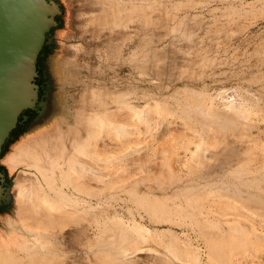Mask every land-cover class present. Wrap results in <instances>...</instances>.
I'll list each match as a JSON object with an SVG mask.
<instances>
[{"label":"rangeland","instance_id":"1","mask_svg":"<svg viewBox=\"0 0 264 264\" xmlns=\"http://www.w3.org/2000/svg\"><path fill=\"white\" fill-rule=\"evenodd\" d=\"M116 1L126 9L117 15L118 21H121L118 24L122 26H114L111 28L112 31L109 28L103 29L104 24L89 21L90 16L86 14L79 15L80 10L85 12V9L90 8L89 2L87 4L81 3V0H68L69 4L66 5L70 15L68 23L73 28V33L70 39L66 40L67 52L62 56V63L59 61L61 84L58 93L56 92L57 96L53 97L48 88L56 87L57 82L47 80L45 76L39 78L41 84L39 98L42 99L43 107L34 121L28 123L19 121L14 126L5 144L6 152L8 150L10 152L22 138L12 152L19 146L28 148L33 136H25L30 133L39 132V137L57 135L59 118L67 113L66 116L70 119L78 110L84 84L89 82L95 86L94 92L97 96H107L114 102L113 98L118 96L123 98L129 94L135 104L139 103L140 107L150 112L149 117L145 119L147 127L145 123L137 120L131 119L127 122L128 127L136 126L138 130L136 133L129 130L126 137L138 145L152 141L153 146L158 143L168 145L169 148L173 146L176 157L171 166L181 175L187 174L191 167L199 165L201 151L206 146L214 145L216 140L212 123L221 120L216 112L220 113L229 107L237 111L244 129L260 143L259 146L264 147V0H191V2L164 0L165 9L172 12V16L164 17L161 24L158 21L164 7L157 5L154 0H143L140 3L145 6L152 4L144 12L153 19L152 23L147 25L144 24L143 16L128 11L134 2L138 3L139 0ZM174 1H180V5L171 6L170 3ZM181 19L182 24L190 27L192 35L198 36L203 31L208 38L205 35L197 47L180 43L178 37L182 30L178 22ZM167 50V53L171 52L165 55L164 52ZM141 55L147 58L141 59ZM168 55L174 63L172 61V64L169 63L170 60L166 58ZM45 59H47L45 55L37 59L36 70L43 69ZM150 62H157L158 69L164 67L160 69L162 73H157V80H154L160 83L159 85L152 84V80L147 78L150 74L143 68L145 63L147 66ZM73 70H77L78 73L74 75ZM172 71L176 72L174 82L172 79L165 82ZM161 85L164 86L161 88ZM103 88L107 89L110 95L103 93ZM191 91L197 93V96ZM254 103H259L261 109H257ZM198 107L202 108L204 113L196 115ZM53 121L54 123L50 125ZM117 122L118 120H115L113 123ZM103 126L98 120L90 144L93 148L92 153L97 156H101L100 150L109 149L113 144L117 146L121 144L119 142L122 137L118 131ZM12 152L6 157L5 152L1 155L0 168L5 181L16 177L14 185L16 193L20 167H12L9 163ZM208 154L207 151L206 155ZM108 155L106 152L103 154L106 157ZM206 157L213 164L208 175L218 180L219 176L216 175L226 171L225 163L223 161L213 163V159ZM262 181L263 184L257 191L261 202L256 210L247 209L238 201L223 194L214 195V192H218L216 186L203 188L206 190L201 203L204 208L183 205L177 210L172 202L176 201V205H180L178 198L166 200L168 214L164 215L166 213L164 212L157 216L158 222L155 223L149 221L139 204L124 196L113 198L109 202H93L92 208L85 203L81 207L86 208L90 216L95 214L94 218H98L103 211L100 207L104 206L110 219L123 218L129 224L137 222V226L143 225L140 227L142 230L135 231L136 233L138 231L142 241L147 244L157 242L158 234H162L160 247L168 253L175 252L174 249L178 250L192 264H264V180ZM223 187L224 190L227 189L226 184ZM150 193L157 197L160 195L155 191ZM203 209L207 211L206 216L200 213ZM6 213L3 209L0 211V234L3 236L9 231L5 223L9 216ZM231 222L248 228L250 236L247 246L232 248L229 245L226 237L230 225L227 223ZM210 223H214L215 226H211ZM8 224L13 227L14 223ZM89 233L95 235L92 230ZM171 238L174 239L175 245L170 244ZM222 238H225L224 242L226 241L225 261L220 259L221 257L214 258L209 248L212 241L217 242ZM83 244H86L85 240L80 243Z\"/></svg>","mask_w":264,"mask_h":264},{"label":"bare ground","instance_id":"2","mask_svg":"<svg viewBox=\"0 0 264 264\" xmlns=\"http://www.w3.org/2000/svg\"><path fill=\"white\" fill-rule=\"evenodd\" d=\"M140 1L143 0L134 2L128 11L143 16L145 25L152 23L151 15L144 14L146 8L151 7L152 4L145 6ZM88 2L90 8L85 9V12L80 10L79 15L86 14L90 16L89 21L104 24L103 29L122 26L118 24L121 22L118 21V16L126 8L123 9L118 1L81 0V3L88 4ZM154 2L164 7L158 21L161 24L164 17L172 16V12L165 9L164 0H154ZM170 5L178 7L180 1L171 2ZM178 23L182 30L178 37L180 43L197 47L203 37L205 38L206 34L203 31L198 36L192 35L189 31L190 27L182 24V19ZM167 52L168 50L164 52L165 55L171 51ZM170 55L166 58L169 59ZM140 58L147 57L141 55ZM171 61L169 63H174ZM146 64L143 68L150 74L147 78L152 80V84L159 85L160 83L154 80L158 76L157 73L163 72L160 70L163 66L160 64L162 67L158 69L157 62H150L147 66ZM171 64L169 67L172 66ZM175 64L177 65V62ZM76 73L78 71L73 70V74ZM175 73L173 71L169 73V79L164 81L172 79L174 82ZM162 86L164 85H161V88ZM94 88L91 82L84 84L78 110L70 119L66 116L67 113L59 118L57 135L39 137V132L30 133L25 136L31 134L33 136L28 148L19 146L12 152L22 138L5 155L6 157L12 152L9 163L12 167H20V170L16 193L14 189L16 177L7 188L9 198L6 202L10 208L4 211L9 215L5 221L9 231L4 236L0 234V264H192L178 250L174 249L175 252L168 253L161 248L159 241L162 234L156 236L157 242L147 244L142 241L138 231L137 233L135 231V229L142 230L140 227L142 228L143 225L137 226V222L129 224L123 218L110 219L106 208L100 207L99 204L96 205L103 211L98 218H94L95 214L90 216L89 211L81 207L83 203L92 208L93 202H109L113 198L124 196L139 204L149 221L155 223L158 222L157 216L168 210L166 200L178 198L180 205H176V201L172 202L177 210L183 205L204 208L201 206L206 193L203 188L216 186L218 192H214V195L223 194L250 210L258 208L261 198L257 191L264 180V147L259 146L260 143L244 129L241 116L237 115L233 107L224 108L225 111L220 113L216 112L218 117H221V120L212 123L216 142L213 146H209L210 148L206 146L201 151L199 165L191 167L187 174L181 175L171 166L176 157L173 146L169 148L168 145L161 143L153 146L152 141L138 145L130 142L126 137L129 130L134 133L138 130L136 126L128 127L127 122L131 119L137 120L145 123L146 126L145 119L149 117L150 112L140 107L139 103L135 104L129 94L123 98L115 97L113 102L107 96H97ZM102 92L108 91L103 88ZM255 103L254 106L261 109L259 103ZM197 109L196 115L204 113L202 108ZM98 120L104 125L103 127L116 129L122 137L120 146L113 144L109 149L100 150L101 156L93 154L90 145ZM115 120L118 122L113 123ZM207 151L208 155H206ZM105 152L109 153V157L103 156ZM206 156L213 159V163L216 161L225 163L226 171L216 175L219 176L218 180L208 175L213 164ZM225 184L226 190L223 187ZM154 191L159 192L160 195L153 196L154 193L150 192ZM200 213L206 216L207 211L203 209ZM167 214L168 212L164 215ZM8 223H14L13 227ZM227 224L230 225L226 237L229 245L232 248L247 246L250 236L248 228L235 222ZM210 225L215 226L214 223ZM91 230L95 235L89 233ZM154 231L158 230L154 229ZM83 240L86 244L80 245ZM224 240L225 238L217 242L212 241L209 248L214 258L221 257L220 259L225 261L226 241ZM169 241L171 245H175L174 239L171 238Z\"/></svg>","mask_w":264,"mask_h":264},{"label":"water","instance_id":"3","mask_svg":"<svg viewBox=\"0 0 264 264\" xmlns=\"http://www.w3.org/2000/svg\"><path fill=\"white\" fill-rule=\"evenodd\" d=\"M57 13L52 0H0V153L20 111L33 106L34 63ZM2 179L0 170L6 200Z\"/></svg>","mask_w":264,"mask_h":264},{"label":"flooded vegetation","instance_id":"4","mask_svg":"<svg viewBox=\"0 0 264 264\" xmlns=\"http://www.w3.org/2000/svg\"><path fill=\"white\" fill-rule=\"evenodd\" d=\"M53 3L57 6L58 13L53 16L54 24L49 27V30L46 32V38L45 42L39 51L37 59L39 57H45V61L43 62L44 67L43 69H40L39 71L35 68V75L32 78V82L36 84V97L33 102V106L31 108H24L20 111L19 115L17 116V120L15 125L20 122H32L35 120V118L39 115L43 104L42 99L39 98L40 96V81L39 78L42 76L47 78V80L56 81V87H48L50 89V92H52L53 97L58 93L59 90V84L61 82L59 81V61H62V56L67 52L65 43L67 39H70L72 36L73 28L69 26V9H68V0H52ZM64 1V4H63ZM67 5V6H66ZM52 49V51H51ZM62 63V62H61ZM35 66V63H34ZM47 84V83H46ZM57 92V93H56ZM56 93V94H55ZM56 120V119H55ZM54 120V121H55ZM54 121L50 124L52 125ZM35 123H33L34 125ZM45 128V127H44ZM32 135V134H31ZM2 172V171H1ZM2 181L1 185L4 187V190L7 189L8 184H10L12 180H4V174L2 172ZM6 193H4L3 196L0 197V211L3 209H9V205H7V202L5 200Z\"/></svg>","mask_w":264,"mask_h":264},{"label":"trees","instance_id":"5","mask_svg":"<svg viewBox=\"0 0 264 264\" xmlns=\"http://www.w3.org/2000/svg\"><path fill=\"white\" fill-rule=\"evenodd\" d=\"M12 131H13V130H12ZM12 131L10 132L9 137L11 136ZM9 137H8V138H9ZM8 138H7V139H8ZM7 139H6V141H7ZM6 141H5L4 145H3V148H2L1 153H0V159H1V155H2L4 152H5V155H6L7 152L9 151V150H8L7 152L5 151V146H6L5 144H6ZM18 142H19V141H18ZM18 142H17V143H18ZM12 148H13V147H12ZM12 148H11V149H12ZM11 149H10V150H11ZM5 155H4V156H5ZM0 170H1V168H0Z\"/></svg>","mask_w":264,"mask_h":264}]
</instances>
